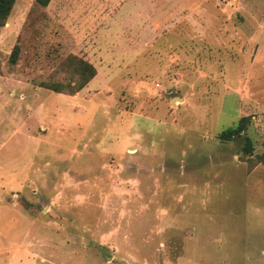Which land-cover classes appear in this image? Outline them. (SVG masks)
Returning a JSON list of instances; mask_svg holds the SVG:
<instances>
[{
    "label": "rangeland",
    "instance_id": "rangeland-1",
    "mask_svg": "<svg viewBox=\"0 0 264 264\" xmlns=\"http://www.w3.org/2000/svg\"><path fill=\"white\" fill-rule=\"evenodd\" d=\"M73 55L97 69L75 93ZM263 158L264 0H16L0 27V222L51 252L264 264Z\"/></svg>",
    "mask_w": 264,
    "mask_h": 264
},
{
    "label": "crops",
    "instance_id": "crops-1",
    "mask_svg": "<svg viewBox=\"0 0 264 264\" xmlns=\"http://www.w3.org/2000/svg\"><path fill=\"white\" fill-rule=\"evenodd\" d=\"M154 0H150L153 2ZM203 0H156L157 5L161 2L164 4H170L172 6L182 5L187 2H201ZM146 15V14H145ZM83 31L89 38L98 37V34L106 32L105 23L102 25L100 21L92 19V17H85L83 20ZM134 27V28H133ZM142 28L139 25L130 24V32H137V28ZM3 208L0 207V211ZM1 215V213H0ZM1 218V217H0ZM20 232V238L14 241L5 239L3 231L5 228ZM36 223L28 214L23 213L22 218L14 220L12 223L4 224L0 222V264H83V256L65 255L61 251H53L45 249L46 247L53 246L58 247L57 242L52 243L51 240H45L36 238L35 236Z\"/></svg>",
    "mask_w": 264,
    "mask_h": 264
},
{
    "label": "trees",
    "instance_id": "trees-1",
    "mask_svg": "<svg viewBox=\"0 0 264 264\" xmlns=\"http://www.w3.org/2000/svg\"><path fill=\"white\" fill-rule=\"evenodd\" d=\"M37 3L43 6H47L51 0H36ZM16 0H0V27L4 26L13 10ZM18 57V46L15 48L12 61L15 62ZM72 66H74V70L79 77V81L76 86L72 87L69 92L75 93L82 89L96 74L97 69L96 67L88 60L78 57V56H71ZM50 88L54 89L55 91H62L63 88H60L59 85H51ZM246 117H242L239 121V124L236 127H231L226 130H223L219 134V138L222 141H228L236 134H240L244 129H246ZM244 149L247 153H251L253 150V142L250 136H246V142ZM261 162L264 163V158L260 159Z\"/></svg>",
    "mask_w": 264,
    "mask_h": 264
},
{
    "label": "water",
    "instance_id": "water-1",
    "mask_svg": "<svg viewBox=\"0 0 264 264\" xmlns=\"http://www.w3.org/2000/svg\"><path fill=\"white\" fill-rule=\"evenodd\" d=\"M177 98H179L180 100L182 99V97H180V96H174V97L172 98V102H175V100H176Z\"/></svg>",
    "mask_w": 264,
    "mask_h": 264
}]
</instances>
